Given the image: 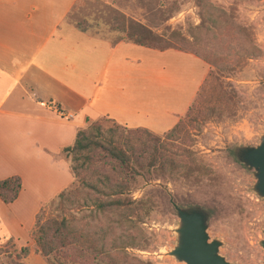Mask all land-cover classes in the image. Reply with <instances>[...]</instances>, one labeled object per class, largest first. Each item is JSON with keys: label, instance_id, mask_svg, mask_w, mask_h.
<instances>
[{"label": "rangeland", "instance_id": "374dc122", "mask_svg": "<svg viewBox=\"0 0 264 264\" xmlns=\"http://www.w3.org/2000/svg\"><path fill=\"white\" fill-rule=\"evenodd\" d=\"M207 1L224 14L219 21L232 27L224 34L226 43L217 34L200 43L205 35L198 29L203 24L199 0H82L69 17L88 33L115 43L125 39V33L139 35L137 27L144 26L152 36L209 60L205 62L208 75L189 117L185 114L180 118L181 132L167 141L179 161L188 162V153L193 172L171 176L145 170L129 185L127 196L145 201L149 210L141 225L145 245L127 252L141 264H186L171 255L179 246L181 227L171 201L180 208L209 214V242L219 243L218 255L228 264H264V197L256 190V171L241 163L235 151L257 148L264 138V0ZM130 25L133 29H128ZM238 41L240 47L253 46L259 55L241 57L237 46L229 49ZM94 123L103 130L115 126L106 119ZM89 170L97 169L93 165ZM77 187L75 179L69 189ZM55 204L42 206V218L77 214L74 207L62 209ZM35 206L33 195L28 193L12 211L21 214L27 224ZM1 214L0 264H48L36 253L34 224L22 240L4 237L8 229L3 228ZM23 247L28 248L26 257L20 255Z\"/></svg>", "mask_w": 264, "mask_h": 264}, {"label": "crops", "instance_id": "0c3cea01", "mask_svg": "<svg viewBox=\"0 0 264 264\" xmlns=\"http://www.w3.org/2000/svg\"><path fill=\"white\" fill-rule=\"evenodd\" d=\"M80 2L0 0V181H22L15 202L0 200L4 237L26 238L42 206L74 184L64 150L79 130L106 119L164 135L189 110L209 72L193 54L81 31L69 21ZM56 108L73 118L62 120ZM28 193L36 206L25 224L12 210Z\"/></svg>", "mask_w": 264, "mask_h": 264}, {"label": "trees", "instance_id": "16d2710c", "mask_svg": "<svg viewBox=\"0 0 264 264\" xmlns=\"http://www.w3.org/2000/svg\"><path fill=\"white\" fill-rule=\"evenodd\" d=\"M199 5L203 24L198 29L205 35L200 43L216 34L226 43L224 34L232 27L227 21H219L220 14H224L207 0H199ZM77 28L86 32L80 23ZM137 28L139 35L125 33L126 38L117 43H133L158 51L176 49L209 63L206 56L175 48L168 40L152 36L144 26ZM236 46L241 57L259 55L253 46L240 47L239 41L229 45V49ZM191 109L192 105L186 114ZM112 123L115 126L107 130L97 123L79 130L73 146L64 150L71 156V171L78 187L62 192L55 207L64 209L68 205L74 207L77 214L44 219L42 209L36 215L33 230L36 253L48 264H141L127 252L145 245L146 236L141 225L149 210L145 201L127 196L130 183L145 170L171 176L186 170L193 172L188 153L185 156L188 162L179 161L167 144L181 132V122L162 138L146 129H126ZM93 165L97 170H89ZM21 189L22 181L18 176L0 181V200L6 205L15 202ZM27 254L28 248H21L20 255L26 257Z\"/></svg>", "mask_w": 264, "mask_h": 264}, {"label": "water", "instance_id": "95a60500", "mask_svg": "<svg viewBox=\"0 0 264 264\" xmlns=\"http://www.w3.org/2000/svg\"><path fill=\"white\" fill-rule=\"evenodd\" d=\"M235 151L241 163L256 171V190L264 197V138L257 148L240 147ZM170 203L181 221L179 246L171 255L186 264H228L218 255L219 243L209 242L207 214L200 209H185ZM262 246L264 248V242Z\"/></svg>", "mask_w": 264, "mask_h": 264}, {"label": "built area", "instance_id": "2783aa9c", "mask_svg": "<svg viewBox=\"0 0 264 264\" xmlns=\"http://www.w3.org/2000/svg\"><path fill=\"white\" fill-rule=\"evenodd\" d=\"M56 112H57L58 116L62 120L69 121V120H71L73 118V115L72 114H68L66 112H63V111L59 110L58 108H56Z\"/></svg>", "mask_w": 264, "mask_h": 264}]
</instances>
